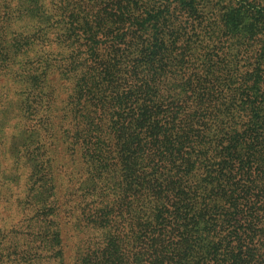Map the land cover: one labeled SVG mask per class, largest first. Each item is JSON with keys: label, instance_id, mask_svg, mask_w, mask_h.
Here are the masks:
<instances>
[{"label": "trees", "instance_id": "16d2710c", "mask_svg": "<svg viewBox=\"0 0 264 264\" xmlns=\"http://www.w3.org/2000/svg\"><path fill=\"white\" fill-rule=\"evenodd\" d=\"M0 77V264H264V0H0Z\"/></svg>", "mask_w": 264, "mask_h": 264}, {"label": "rangeland", "instance_id": "374dc122", "mask_svg": "<svg viewBox=\"0 0 264 264\" xmlns=\"http://www.w3.org/2000/svg\"><path fill=\"white\" fill-rule=\"evenodd\" d=\"M3 82H4V80L0 77V95H1V92H2L1 85L3 84ZM2 103H5V101H2ZM2 108H4L3 105H2ZM16 127H17L16 120L15 119L14 120L11 119V120H8L7 121V124L3 128V131L0 132V160L2 162H7L6 165L9 163L11 165V167H13V161L14 160L7 153V150L4 147H6L8 144H10L11 143L10 141L12 139V136H14V135L17 134V131L18 130L16 129ZM20 142H23V140L20 139V140L14 141L13 143L15 145V143H20ZM67 169L73 170V165L70 164L68 166H63L62 167V170L64 171L63 176H62L63 177V183H64V185L61 188V193H62V199L63 200H65L67 198V197H64V195L69 194V190L68 189H74L75 188V183H73V184L70 183L69 174L66 173V170ZM14 199L15 198H13V197H9V200L10 201H14ZM6 203H7V201L5 200L3 202V204H2V206H1V208H2L1 209V212H2V214H3L4 217L7 216L8 215V212H9V210L6 208L7 207V204ZM72 204H73V202H72ZM74 204H75V202H74ZM69 226H71V227H68L67 228L69 230V234H68L69 243L73 247V245L76 242H78L79 239L77 238V231H74L73 230L72 224H69Z\"/></svg>", "mask_w": 264, "mask_h": 264}]
</instances>
